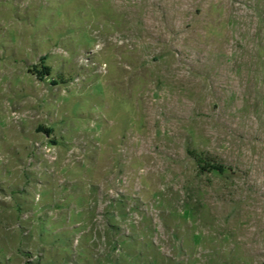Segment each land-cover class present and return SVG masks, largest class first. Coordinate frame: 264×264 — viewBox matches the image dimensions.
Listing matches in <instances>:
<instances>
[{"label": "rangeland", "instance_id": "obj_1", "mask_svg": "<svg viewBox=\"0 0 264 264\" xmlns=\"http://www.w3.org/2000/svg\"><path fill=\"white\" fill-rule=\"evenodd\" d=\"M0 264H264V0H0Z\"/></svg>", "mask_w": 264, "mask_h": 264}]
</instances>
